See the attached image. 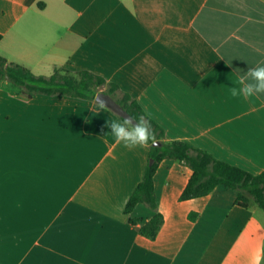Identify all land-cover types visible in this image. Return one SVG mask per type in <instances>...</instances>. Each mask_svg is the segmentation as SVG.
<instances>
[{
    "label": "crops",
    "instance_id": "1",
    "mask_svg": "<svg viewBox=\"0 0 264 264\" xmlns=\"http://www.w3.org/2000/svg\"><path fill=\"white\" fill-rule=\"evenodd\" d=\"M0 34L8 62L99 75L168 141L264 171V95L229 91L264 64V0H0ZM114 119L96 101L25 100L0 80V264H264V210L222 187L181 201L191 171L175 159L154 176L158 234L132 228L156 214L125 212L150 147L117 144Z\"/></svg>",
    "mask_w": 264,
    "mask_h": 264
},
{
    "label": "trees",
    "instance_id": "2",
    "mask_svg": "<svg viewBox=\"0 0 264 264\" xmlns=\"http://www.w3.org/2000/svg\"><path fill=\"white\" fill-rule=\"evenodd\" d=\"M3 79L18 87L19 95L25 100H30L38 94H60L95 101L96 95L103 91L112 96L133 118L143 115L150 121L160 145H149V159H152L153 163L149 162L143 180L138 184L125 207V212L131 213L138 204H144L156 212L143 224L140 219H129V224L132 228L138 229L141 235L154 239L164 222L163 215L158 212L154 190V176L164 159H175L188 166L191 171L188 182L181 192V201L207 196L217 187H222L238 193L236 200L238 205L264 210V171L253 174L216 159L189 143L168 141L163 128L147 116L137 100L129 94L117 97L118 86L111 83L107 85L103 77L88 71L73 73L64 68H55L54 73L49 77L38 76L28 68L8 62L0 56V80Z\"/></svg>",
    "mask_w": 264,
    "mask_h": 264
},
{
    "label": "clouds",
    "instance_id": "3",
    "mask_svg": "<svg viewBox=\"0 0 264 264\" xmlns=\"http://www.w3.org/2000/svg\"><path fill=\"white\" fill-rule=\"evenodd\" d=\"M238 84L240 87H232L229 90L233 98L264 95V64L247 67V70L239 76ZM105 106L103 102H99L100 109ZM106 126L110 129L115 142L129 150L147 148L150 144L157 143L156 133L150 121L143 115L107 121Z\"/></svg>",
    "mask_w": 264,
    "mask_h": 264
},
{
    "label": "water",
    "instance_id": "4",
    "mask_svg": "<svg viewBox=\"0 0 264 264\" xmlns=\"http://www.w3.org/2000/svg\"><path fill=\"white\" fill-rule=\"evenodd\" d=\"M95 101L97 103L103 102L106 108L110 109L121 118L132 117L112 96L103 91L96 95ZM154 145H160V142L157 141ZM151 163H153L152 159H150V164Z\"/></svg>",
    "mask_w": 264,
    "mask_h": 264
}]
</instances>
